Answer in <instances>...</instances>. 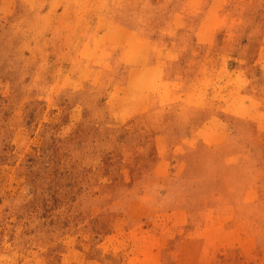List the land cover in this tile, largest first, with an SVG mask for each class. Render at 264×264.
Listing matches in <instances>:
<instances>
[{"label":"rangeland","instance_id":"rangeland-1","mask_svg":"<svg viewBox=\"0 0 264 264\" xmlns=\"http://www.w3.org/2000/svg\"><path fill=\"white\" fill-rule=\"evenodd\" d=\"M263 207L264 0H0V264H256Z\"/></svg>","mask_w":264,"mask_h":264},{"label":"crops","instance_id":"crops-1","mask_svg":"<svg viewBox=\"0 0 264 264\" xmlns=\"http://www.w3.org/2000/svg\"><path fill=\"white\" fill-rule=\"evenodd\" d=\"M263 209H264V207H263ZM264 256V255H263ZM252 257L250 258L249 257V261H252ZM248 262V261H247ZM253 262V261H252ZM254 263V262H253ZM256 264H264V257H263V259H261V258H259V259H257L256 260V262H255Z\"/></svg>","mask_w":264,"mask_h":264}]
</instances>
